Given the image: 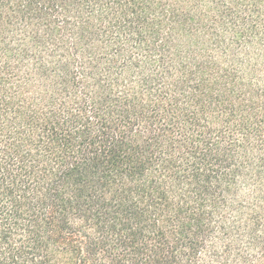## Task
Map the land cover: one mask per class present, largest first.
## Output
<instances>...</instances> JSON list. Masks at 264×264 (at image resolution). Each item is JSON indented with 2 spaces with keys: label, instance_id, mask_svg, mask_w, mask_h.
Segmentation results:
<instances>
[{
  "label": "trees",
  "instance_id": "obj_1",
  "mask_svg": "<svg viewBox=\"0 0 264 264\" xmlns=\"http://www.w3.org/2000/svg\"><path fill=\"white\" fill-rule=\"evenodd\" d=\"M0 264H264V0H0Z\"/></svg>",
  "mask_w": 264,
  "mask_h": 264
}]
</instances>
